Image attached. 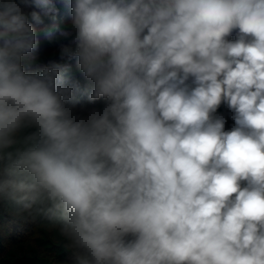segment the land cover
<instances>
[{"label": "clouds", "instance_id": "1", "mask_svg": "<svg viewBox=\"0 0 264 264\" xmlns=\"http://www.w3.org/2000/svg\"><path fill=\"white\" fill-rule=\"evenodd\" d=\"M70 8L87 117L66 64L22 66L55 0H0V201L80 264H264V0Z\"/></svg>", "mask_w": 264, "mask_h": 264}, {"label": "trees", "instance_id": "2", "mask_svg": "<svg viewBox=\"0 0 264 264\" xmlns=\"http://www.w3.org/2000/svg\"><path fill=\"white\" fill-rule=\"evenodd\" d=\"M58 12L55 18L42 17L43 23L36 24L29 20L37 32L38 47L33 53L22 60L26 72L34 71L37 65L47 64L55 60L67 65V70L62 73L65 78L80 82L82 91L76 93L79 103L74 114L87 117L92 109L102 112L106 106L105 98L95 101L89 100L88 81L78 68L76 59L71 61L60 60V45H69L73 37H63L61 30H72L71 0H55ZM39 11L30 8L27 11ZM235 33L229 37L234 40ZM75 50V45H71ZM217 115H224L226 119L225 130H230L234 121L227 105L221 104ZM16 205L8 201H0V264H80L74 255L73 249L68 247L69 241L59 235L55 230H50L49 221L43 217L35 219L28 215H16ZM131 239V237H129ZM87 264H92L89 260Z\"/></svg>", "mask_w": 264, "mask_h": 264}]
</instances>
